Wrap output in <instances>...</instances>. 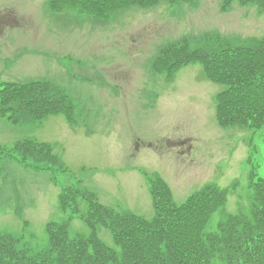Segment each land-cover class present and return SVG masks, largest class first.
I'll use <instances>...</instances> for the list:
<instances>
[{
  "label": "rangeland",
  "instance_id": "374dc122",
  "mask_svg": "<svg viewBox=\"0 0 264 264\" xmlns=\"http://www.w3.org/2000/svg\"><path fill=\"white\" fill-rule=\"evenodd\" d=\"M219 7V0H191L93 20L52 12L48 0H0V80L52 83L72 102L75 123L61 115L28 124L0 117V146L47 143L67 169L35 172L0 156V232L19 249L45 250V225L68 217L58 206V180L78 181L103 205L147 219L154 214L149 175L168 184L176 204L214 183L229 192L209 221L212 230L223 213L249 210L250 174L264 178V126L220 128L214 96L222 87L204 77L200 64L169 81L151 68L165 44L185 35L197 43L211 31L233 40L264 35L257 5L233 3L224 13ZM69 232L88 234L77 218ZM96 233L114 247L107 229Z\"/></svg>",
  "mask_w": 264,
  "mask_h": 264
},
{
  "label": "trees",
  "instance_id": "16d2710c",
  "mask_svg": "<svg viewBox=\"0 0 264 264\" xmlns=\"http://www.w3.org/2000/svg\"><path fill=\"white\" fill-rule=\"evenodd\" d=\"M161 1L185 0H50L52 9H79L97 17L131 6L149 7ZM233 2L264 0H221L226 11ZM202 46L191 49L188 41L165 47L156 58L154 70L167 76L180 66L199 62L204 75L223 89L215 98V115L223 127L260 129L264 126V37L232 43L218 37H200ZM66 98L47 83L0 82V116L14 123L38 122L48 115H68ZM25 167L46 171L59 167L50 146L25 141L12 151ZM155 215L146 221L99 206L83 192H66L60 208L72 212L75 198L88 202L87 226L101 224L111 230L120 253L106 247L93 233L70 236L67 224L48 223V247L32 254L19 249L17 240L0 233V264H264V178L251 172L250 208L246 212L222 214L216 227L208 229L212 215L227 202L229 188L207 183L182 204L173 203L169 188L159 179L151 182ZM68 207V208H66Z\"/></svg>",
  "mask_w": 264,
  "mask_h": 264
}]
</instances>
